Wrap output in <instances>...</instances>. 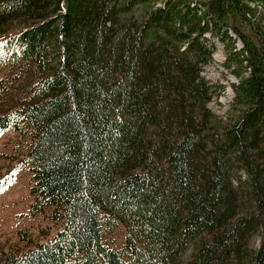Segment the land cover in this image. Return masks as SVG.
Masks as SVG:
<instances>
[{
	"label": "trees",
	"instance_id": "obj_1",
	"mask_svg": "<svg viewBox=\"0 0 264 264\" xmlns=\"http://www.w3.org/2000/svg\"><path fill=\"white\" fill-rule=\"evenodd\" d=\"M253 8L0 0V134L30 138L20 156L0 153V190L30 167L31 213L63 222L0 264H264V26ZM208 35L235 54L226 119L209 107ZM122 224L117 250L106 236Z\"/></svg>",
	"mask_w": 264,
	"mask_h": 264
},
{
	"label": "rangeland",
	"instance_id": "obj_2",
	"mask_svg": "<svg viewBox=\"0 0 264 264\" xmlns=\"http://www.w3.org/2000/svg\"><path fill=\"white\" fill-rule=\"evenodd\" d=\"M254 7L256 15H251L256 25L264 26V0H248ZM236 24L253 36L258 38V33L251 28L252 23L237 19ZM236 38V34L230 30ZM209 36V41L214 45L213 59L205 65L202 74L213 87V98L209 107L220 117L228 118L232 113L235 99V83L238 78L235 74V54L230 53V45H226L216 36ZM4 37L0 36V45ZM237 48H241V40L236 42ZM5 63V61H4ZM0 63V82L6 77V67ZM29 138V137H28ZM20 138L11 128L0 134V153L17 154L25 153L28 139ZM10 160L0 157V177L7 173ZM16 166V163H14ZM20 167V166H17ZM9 183L0 190V254L1 252H14L23 254L30 248L36 247L39 242L50 239L58 230L62 229L63 222L50 218L51 209L43 214L33 215L30 205L33 197L30 194L31 175L30 167H21L13 171ZM236 183V180H235ZM49 231V234L45 232ZM126 228L122 224L115 231L106 236L107 242L121 250L124 243Z\"/></svg>",
	"mask_w": 264,
	"mask_h": 264
}]
</instances>
